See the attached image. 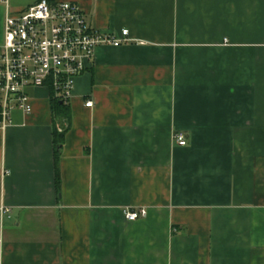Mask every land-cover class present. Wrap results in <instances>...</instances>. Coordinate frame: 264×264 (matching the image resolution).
I'll return each mask as SVG.
<instances>
[{
    "label": "crops",
    "instance_id": "0c3cea01",
    "mask_svg": "<svg viewBox=\"0 0 264 264\" xmlns=\"http://www.w3.org/2000/svg\"><path fill=\"white\" fill-rule=\"evenodd\" d=\"M49 1L134 42L0 129V264H264V0Z\"/></svg>",
    "mask_w": 264,
    "mask_h": 264
},
{
    "label": "built area",
    "instance_id": "2783aa9c",
    "mask_svg": "<svg viewBox=\"0 0 264 264\" xmlns=\"http://www.w3.org/2000/svg\"><path fill=\"white\" fill-rule=\"evenodd\" d=\"M5 11L3 42L0 44V129L13 124V114H31L30 92L47 89L68 106L76 80L94 60L102 46L120 47L134 40L128 30L121 36L92 29L82 8L74 3L40 0L15 14L9 0H0ZM143 44L142 42H137ZM93 108L92 101L86 102ZM174 142L187 146L183 133ZM147 216L145 209L125 212L128 221Z\"/></svg>",
    "mask_w": 264,
    "mask_h": 264
},
{
    "label": "trees",
    "instance_id": "16d2710c",
    "mask_svg": "<svg viewBox=\"0 0 264 264\" xmlns=\"http://www.w3.org/2000/svg\"><path fill=\"white\" fill-rule=\"evenodd\" d=\"M62 106L64 107V105L63 104H61L60 102H58L57 101V103H56V107L58 108V109H62ZM67 112H69V109H68V107L67 108H63V114H66ZM56 135H58V133H57V131H56ZM60 138H58L57 136H56V139H55V143H56V145L57 146H59L60 145V143L62 142V140H63V134H59L58 135ZM56 185H57V189H58V193L60 194V185H61V181H60V176H59V173H56Z\"/></svg>",
    "mask_w": 264,
    "mask_h": 264
}]
</instances>
